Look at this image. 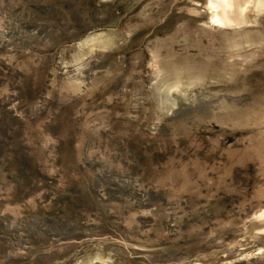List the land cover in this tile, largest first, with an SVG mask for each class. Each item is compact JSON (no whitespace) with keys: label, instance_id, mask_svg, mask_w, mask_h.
Masks as SVG:
<instances>
[{"label":"rangeland","instance_id":"rangeland-1","mask_svg":"<svg viewBox=\"0 0 264 264\" xmlns=\"http://www.w3.org/2000/svg\"><path fill=\"white\" fill-rule=\"evenodd\" d=\"M0 264H264V0H0Z\"/></svg>","mask_w":264,"mask_h":264},{"label":"bare ground","instance_id":"bare-ground-1","mask_svg":"<svg viewBox=\"0 0 264 264\" xmlns=\"http://www.w3.org/2000/svg\"><path fill=\"white\" fill-rule=\"evenodd\" d=\"M220 19V18H219ZM224 20V19H223ZM230 20V19H229Z\"/></svg>","mask_w":264,"mask_h":264}]
</instances>
